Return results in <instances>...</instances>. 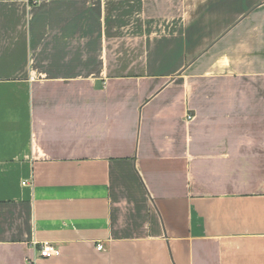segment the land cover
<instances>
[{
	"label": "crops",
	"instance_id": "1",
	"mask_svg": "<svg viewBox=\"0 0 264 264\" xmlns=\"http://www.w3.org/2000/svg\"><path fill=\"white\" fill-rule=\"evenodd\" d=\"M0 264H264V0H0Z\"/></svg>",
	"mask_w": 264,
	"mask_h": 264
},
{
	"label": "built area",
	"instance_id": "2",
	"mask_svg": "<svg viewBox=\"0 0 264 264\" xmlns=\"http://www.w3.org/2000/svg\"><path fill=\"white\" fill-rule=\"evenodd\" d=\"M98 250H102L103 246L100 244L97 246ZM61 251L60 248L55 246L53 243L49 241H44L39 248V255L41 258H53L58 257Z\"/></svg>",
	"mask_w": 264,
	"mask_h": 264
}]
</instances>
